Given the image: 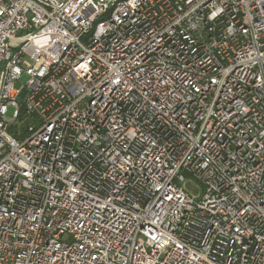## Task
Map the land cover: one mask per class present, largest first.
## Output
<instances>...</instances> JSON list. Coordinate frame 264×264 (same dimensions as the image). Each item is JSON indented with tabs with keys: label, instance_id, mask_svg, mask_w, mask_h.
I'll return each instance as SVG.
<instances>
[{
	"label": "built area",
	"instance_id": "2783aa9c",
	"mask_svg": "<svg viewBox=\"0 0 264 264\" xmlns=\"http://www.w3.org/2000/svg\"><path fill=\"white\" fill-rule=\"evenodd\" d=\"M0 264H264V0H0Z\"/></svg>",
	"mask_w": 264,
	"mask_h": 264
},
{
	"label": "rangeland",
	"instance_id": "374dc122",
	"mask_svg": "<svg viewBox=\"0 0 264 264\" xmlns=\"http://www.w3.org/2000/svg\"><path fill=\"white\" fill-rule=\"evenodd\" d=\"M26 81V77H24L21 81H18L17 82V85L20 86L21 83L25 82ZM12 113H13V108H9V111H8V117H12ZM190 189L193 190V191H196V188L194 186H190ZM199 190H197L196 192H198Z\"/></svg>",
	"mask_w": 264,
	"mask_h": 264
}]
</instances>
